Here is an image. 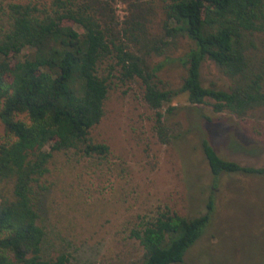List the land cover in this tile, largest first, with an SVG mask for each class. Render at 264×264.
Here are the masks:
<instances>
[{
    "label": "trees",
    "instance_id": "16d2710c",
    "mask_svg": "<svg viewBox=\"0 0 264 264\" xmlns=\"http://www.w3.org/2000/svg\"><path fill=\"white\" fill-rule=\"evenodd\" d=\"M119 1L129 4L123 22L114 9ZM161 1L165 19L155 38L140 0L0 6V122L6 130L0 142V264L69 263L66 253L44 254L40 191L45 187L40 182L55 151L84 145L88 156L109 154L108 145L93 144L89 135L103 117L112 78L139 80L165 145L174 136L161 110L181 93L192 105L208 104L213 113L238 119L264 107V0ZM180 37L190 45L177 59L156 65L148 61L149 55H164ZM207 59L229 80L227 89L204 86L201 67ZM177 62L186 76L172 90L159 73ZM202 149L214 183L222 175L264 174V167L222 159L207 138ZM214 209L210 197L200 216L166 209L153 220L143 219L131 231L143 248L137 264H183Z\"/></svg>",
    "mask_w": 264,
    "mask_h": 264
},
{
    "label": "rangeland",
    "instance_id": "374dc122",
    "mask_svg": "<svg viewBox=\"0 0 264 264\" xmlns=\"http://www.w3.org/2000/svg\"><path fill=\"white\" fill-rule=\"evenodd\" d=\"M50 1L0 0V6ZM140 1L150 19V37H160L165 2ZM128 5L119 1L114 7L120 22L130 13ZM189 45L188 38L180 37L164 55L147 59L152 65L165 63ZM185 76L178 62L166 64L159 73L162 84L172 90ZM201 77L206 87L230 85L210 59L203 62ZM169 107L174 109L168 115ZM161 112L174 136L167 145L158 139L155 114L139 80L114 77L100 124L89 135L93 144L108 145L109 154L88 156L84 145L54 152L40 182L45 187L40 212L47 258L63 252L68 264H137L143 248L131 231L143 219L153 220L166 209L188 218L200 216L211 197L212 219L183 264H264V174L222 175L214 183L202 149V139L207 138L222 159L264 167V107L238 119L215 114L208 104L192 105L181 93ZM5 138L0 122V142ZM6 186L10 191V183Z\"/></svg>",
    "mask_w": 264,
    "mask_h": 264
}]
</instances>
